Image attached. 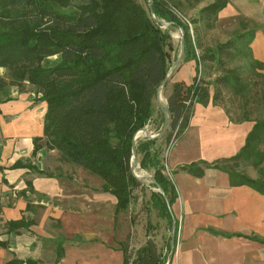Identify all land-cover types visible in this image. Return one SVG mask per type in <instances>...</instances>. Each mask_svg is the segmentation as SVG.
Wrapping results in <instances>:
<instances>
[{
	"label": "trees",
	"instance_id": "obj_1",
	"mask_svg": "<svg viewBox=\"0 0 264 264\" xmlns=\"http://www.w3.org/2000/svg\"><path fill=\"white\" fill-rule=\"evenodd\" d=\"M226 4V0H214L201 7L190 21L194 25L192 35L188 22L175 14V8L171 10L163 0L151 2L156 18L182 30L181 61H193L195 69L191 82L173 83L166 97L170 114L167 131L158 138L144 137L135 142L139 168L148 171L160 185L171 208L177 193L173 181L163 173V152L172 130L178 125L177 138L183 134L195 103H216L223 87L239 93L246 84L225 64L235 57L249 56L255 38L253 29L226 42L202 46L199 28L211 29ZM150 14L136 0H0V69L7 71L12 85L36 87L44 104L41 136L34 137L33 153L40 148L37 141L44 138L46 147L57 151L62 160L98 176L102 189L115 197L116 214L127 209L135 201L134 190L143 187L131 174V140L137 130L152 122L151 101L169 71L174 51L169 32ZM52 56L56 61L47 65L46 60ZM254 63L264 67L263 62ZM216 68L224 69L223 74L212 80L206 78L208 71ZM4 87L0 81V91L5 94ZM163 122L161 116L154 128L160 129ZM261 144L264 118L254 121L235 155L183 164L180 169L196 176L204 167L219 169L227 173L231 186L247 185L264 194ZM243 162L250 163L259 176L251 177L240 170ZM148 203L170 229L171 214L160 192L151 190ZM21 225L20 221L9 222V230ZM175 241L173 248L169 237L166 242L172 254ZM0 245L4 243L0 241ZM119 248L122 264H165L170 257L148 235L137 244L127 237L119 242ZM61 256L63 247L58 246L56 260ZM37 262L26 257L12 258L4 264Z\"/></svg>",
	"mask_w": 264,
	"mask_h": 264
},
{
	"label": "crops",
	"instance_id": "obj_2",
	"mask_svg": "<svg viewBox=\"0 0 264 264\" xmlns=\"http://www.w3.org/2000/svg\"><path fill=\"white\" fill-rule=\"evenodd\" d=\"M192 63L181 66L163 88L189 82ZM2 91L0 264L26 257L37 264H122L119 242L125 233L119 231L115 239L106 217L111 194H96L92 174L61 160L44 138L33 153L34 137L41 136L44 104L35 103L27 89ZM159 92L151 101L153 126L163 116L160 105L167 103L165 92ZM252 125L232 120L223 106L211 101L193 105L189 125L167 158L177 193L172 212L179 226V243L168 264H264V194L247 185L231 186L227 173L219 169L204 167L200 176L180 169L183 164L235 155ZM13 221L22 225L9 230ZM58 246L64 253L55 263Z\"/></svg>",
	"mask_w": 264,
	"mask_h": 264
},
{
	"label": "rangeland",
	"instance_id": "obj_3",
	"mask_svg": "<svg viewBox=\"0 0 264 264\" xmlns=\"http://www.w3.org/2000/svg\"><path fill=\"white\" fill-rule=\"evenodd\" d=\"M136 1L142 4L144 8H148L150 0ZM163 1L166 6L170 7L171 10L175 8L174 12L175 14L179 15L178 17H180L181 20H187L188 23H190L191 19L197 16L201 7L213 2L214 0H202L200 2H197L196 0ZM226 2V6L219 12L217 19L211 29L206 30L203 29L202 26L199 28L202 46L206 47L226 42L234 35L251 29H253L255 38L250 45L251 50L249 52V56L235 57L231 61H226L225 64L226 68L236 70V72L240 74L242 81L246 82V84L244 83V87L239 93L233 92L231 89L223 87L217 97L216 103L213 104H219L223 106L226 113L232 120L254 123L255 120L264 118V67L260 68L254 63L256 61L264 63V0H226ZM152 15L155 19L156 17L151 13L150 16L152 17ZM156 20L158 23L160 22V28L169 32L172 45L174 47V51L171 52V65L169 68L171 69V72L168 80H170L178 71V69L186 63L180 60L178 65L173 67L180 49L182 30L176 26L170 25L163 19L156 18ZM162 21L166 23H163ZM193 26L194 25L192 24L191 27ZM196 52L200 54V50L198 48L196 49ZM55 61L56 57L52 56L46 60V64L49 65ZM191 72L192 73L191 76H189V82H191L195 74L194 67ZM223 72L224 69L220 68L210 70L208 71L209 77L206 78L212 80L215 76L220 75L221 73L223 74ZM0 81L2 82L3 86H5L4 89H9V94H11V91H13V87L17 86L11 84L10 77L8 76V73L5 69H0ZM22 86H17V88L27 89L34 94L33 100L35 103L38 104L41 102L40 93L37 92L36 87L27 83L22 84ZM172 88L173 84L167 83L165 87L163 88L162 86L160 90H163L165 95L168 96L172 92ZM156 125L157 124H154L153 126L151 122L146 126L149 131H151L149 132L150 134H155L158 132L159 129L154 128ZM141 138H144V133L142 136L138 137L136 141ZM260 149L264 150V144L260 145ZM167 158L168 154L163 152V163H166L168 166ZM163 170H166L165 166L163 167ZM240 170H242L244 173L247 171V173H250V175H253V177L259 176L256 169L250 163L243 162L241 164ZM135 173L139 176L150 175L148 171L139 168L137 159ZM80 175L81 174L79 173L77 175L75 174L76 177ZM92 176L95 182H92L91 186H94V191L96 194L101 195L99 193L104 191L102 189L103 182L98 176L93 174ZM141 182L143 187L134 190V204L131 203L127 209L123 211L120 210L117 214L115 213V203L113 204V195L109 192V194H111V196H108L110 198V204L107 202V206L105 207L104 205V207L109 212L108 216L106 217H108L111 221L110 225L114 238H118V232L120 231L125 233V238L129 237V239L131 238L132 241L137 244L143 242L148 235L155 240L164 254H168V256H170V250L166 244L168 237L170 236L168 223L165 219L158 217L156 210L148 203L150 191L156 189L150 185L149 180H144ZM100 211L101 209H99L97 212ZM132 218L135 220L134 222L131 221ZM112 231H110L111 234ZM55 261V263L58 262L56 259Z\"/></svg>",
	"mask_w": 264,
	"mask_h": 264
},
{
	"label": "water",
	"instance_id": "obj_4",
	"mask_svg": "<svg viewBox=\"0 0 264 264\" xmlns=\"http://www.w3.org/2000/svg\"><path fill=\"white\" fill-rule=\"evenodd\" d=\"M151 1L152 0H150L149 4H148V9H149L150 13H152L151 12L152 11L151 10ZM183 51H184V42H183V35H182L181 39H180L179 53H178V56H177V58H176V60L174 62L173 67H176L178 65V63L180 62V60L182 59ZM170 72H171V69H169V71L167 72V74L165 75V77L163 78L161 83L159 84V86L156 88V96H158L161 86L164 85L165 82L168 80V78L170 76ZM160 108H161L162 113H163L164 122H163L161 128L159 129V131L157 133H155V134H150L149 131L145 127H143L141 129L137 130L134 133L133 137H132V140H131V144H132L131 153H132V156H131V161H130V170H131V174L134 177H136L137 179H139L140 181L149 180L155 186L156 191L160 192V194L164 198V200H165V202L167 204L168 210H169V212L171 214L170 243H171V247L173 248L174 240H175V232H176V219H175L174 214L172 212V208H171V206L168 203L167 196L165 195V193L162 190V188L160 187V185L155 181V179L151 175L139 176V175H137L135 173V166H136L135 142H136V139L138 138L139 132H143L145 138L153 139V138H158V137L162 136L167 131V129L169 127L170 114H169V111L167 109V106L164 107V106L160 105ZM168 263H169V260H167V262L165 264H168Z\"/></svg>",
	"mask_w": 264,
	"mask_h": 264
},
{
	"label": "built area",
	"instance_id": "obj_5",
	"mask_svg": "<svg viewBox=\"0 0 264 264\" xmlns=\"http://www.w3.org/2000/svg\"><path fill=\"white\" fill-rule=\"evenodd\" d=\"M153 16V15H152ZM185 21H187V20H185ZM163 23H166V22H164V21H162ZM188 22V21H187ZM188 26H189V31H190V34H192V27H191V25H190V23H188ZM149 123H147L144 127L147 129V125H148ZM178 129H179V126L177 125L173 130H172V132H171V137H170V139H169V141H168V143H167V145L165 146V149H164V152L165 153H167V154H169V151H170V149H171V147L174 145V143L176 142V140H177V133H178ZM164 166H165V169L166 170H163V173L170 179V180H173L172 179V175H171V172H170V170H169V168H168V166H167V164L165 163L164 164ZM175 249H174V251L176 250V248H177V245H178V243H179V226H177V231H176V233H175ZM24 264V263H23Z\"/></svg>",
	"mask_w": 264,
	"mask_h": 264
},
{
	"label": "bare ground",
	"instance_id": "obj_6",
	"mask_svg": "<svg viewBox=\"0 0 264 264\" xmlns=\"http://www.w3.org/2000/svg\"><path fill=\"white\" fill-rule=\"evenodd\" d=\"M160 93V92H159ZM162 95V94H161ZM149 130V129H148ZM143 132H139L138 137L142 136ZM145 173V172H144ZM146 174V173H145Z\"/></svg>",
	"mask_w": 264,
	"mask_h": 264
}]
</instances>
